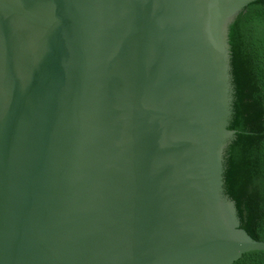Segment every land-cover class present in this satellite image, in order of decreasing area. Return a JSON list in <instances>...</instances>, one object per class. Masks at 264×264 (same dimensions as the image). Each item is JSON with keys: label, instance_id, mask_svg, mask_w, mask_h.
Returning <instances> with one entry per match:
<instances>
[{"label": "water", "instance_id": "obj_1", "mask_svg": "<svg viewBox=\"0 0 264 264\" xmlns=\"http://www.w3.org/2000/svg\"><path fill=\"white\" fill-rule=\"evenodd\" d=\"M257 0H0V264H233L228 30Z\"/></svg>", "mask_w": 264, "mask_h": 264}, {"label": "trees", "instance_id": "obj_2", "mask_svg": "<svg viewBox=\"0 0 264 264\" xmlns=\"http://www.w3.org/2000/svg\"><path fill=\"white\" fill-rule=\"evenodd\" d=\"M231 117L235 135L222 158L224 195L243 229L264 242V0L249 4L228 30ZM233 264H264V251Z\"/></svg>", "mask_w": 264, "mask_h": 264}]
</instances>
